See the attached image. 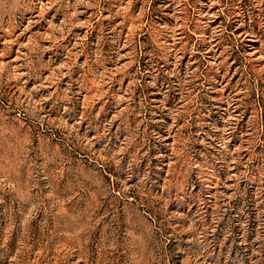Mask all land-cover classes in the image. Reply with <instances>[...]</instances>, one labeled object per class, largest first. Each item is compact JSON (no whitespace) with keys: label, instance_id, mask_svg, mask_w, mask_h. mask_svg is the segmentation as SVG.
Wrapping results in <instances>:
<instances>
[{"label":"rangeland","instance_id":"rangeland-1","mask_svg":"<svg viewBox=\"0 0 264 264\" xmlns=\"http://www.w3.org/2000/svg\"><path fill=\"white\" fill-rule=\"evenodd\" d=\"M0 264H264V0H0Z\"/></svg>","mask_w":264,"mask_h":264}]
</instances>
